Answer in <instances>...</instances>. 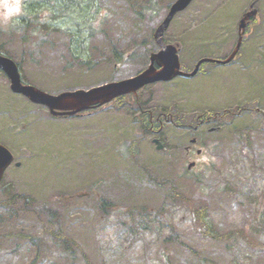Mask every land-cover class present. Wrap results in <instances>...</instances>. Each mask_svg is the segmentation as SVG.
Returning <instances> with one entry per match:
<instances>
[{
    "label": "rangeland",
    "instance_id": "obj_1",
    "mask_svg": "<svg viewBox=\"0 0 264 264\" xmlns=\"http://www.w3.org/2000/svg\"><path fill=\"white\" fill-rule=\"evenodd\" d=\"M174 1L0 0V52L18 62L24 83L53 94L124 79L149 65ZM255 1L194 0L178 12L165 40L182 47L183 69L229 56ZM255 6L233 61L151 84L139 106L129 94L84 116L52 117L0 70V143L21 162L0 185V264H264V118L228 112L189 125L224 109L264 110V0ZM151 114L163 122L159 135L142 125ZM193 137L212 149L189 170Z\"/></svg>",
    "mask_w": 264,
    "mask_h": 264
},
{
    "label": "water",
    "instance_id": "obj_2",
    "mask_svg": "<svg viewBox=\"0 0 264 264\" xmlns=\"http://www.w3.org/2000/svg\"><path fill=\"white\" fill-rule=\"evenodd\" d=\"M191 1L192 0H177L172 5L167 17L156 31L157 41L160 43L163 42V32L169 26L175 13L186 8ZM256 13L257 10L252 9L242 18L240 22V39L238 45L230 58L224 62H229L237 53L246 24L251 17L256 15ZM207 60L209 59H202L193 72H184L181 70L177 47L174 45H163L158 53L152 55L150 66L134 77L108 82L90 89L65 91L58 95L47 93L30 84H24L21 80L19 67L12 58L0 54V68L8 75L11 82V89L13 91L28 96L34 102L47 105L51 109V112L56 115H64L75 114L94 106L103 105L124 94L137 93L140 88L150 83L170 80L177 75H195L200 64ZM155 63L160 67H156ZM13 159L14 156L12 153L4 145L0 144V181L5 169Z\"/></svg>",
    "mask_w": 264,
    "mask_h": 264
},
{
    "label": "trees",
    "instance_id": "obj_3",
    "mask_svg": "<svg viewBox=\"0 0 264 264\" xmlns=\"http://www.w3.org/2000/svg\"><path fill=\"white\" fill-rule=\"evenodd\" d=\"M144 122L145 123H143V126L146 127L147 129H151V128L159 129V127H160V124L158 122L153 124L149 120V118L147 119V121H144ZM105 205L106 204L104 203V206ZM196 213H197V218L198 219L200 218L201 220H203L204 217H206L205 216V206H201L200 209L199 208L196 209ZM52 228L53 229H49V232L54 236L55 242L61 244L63 249L72 250L71 244L74 243V242H72L70 244V242L68 241L70 239L69 237L62 235L58 228H54L53 226H52ZM35 240H36V242L38 241L37 238H35ZM38 243L41 245L40 242H38ZM73 252H75L74 249H73Z\"/></svg>",
    "mask_w": 264,
    "mask_h": 264
},
{
    "label": "flooded vegetation",
    "instance_id": "obj_4",
    "mask_svg": "<svg viewBox=\"0 0 264 264\" xmlns=\"http://www.w3.org/2000/svg\"><path fill=\"white\" fill-rule=\"evenodd\" d=\"M160 49V47L157 45V49L156 51H158ZM237 114V113H235ZM239 114V112H238ZM205 122H209L208 120H204V119H199L197 125L203 124ZM197 143V142H196ZM196 143L193 144H189L187 146H185V155L186 156H192V162H198V157L205 155L206 150L204 147H202L201 145H196Z\"/></svg>",
    "mask_w": 264,
    "mask_h": 264
},
{
    "label": "clouds",
    "instance_id": "obj_5",
    "mask_svg": "<svg viewBox=\"0 0 264 264\" xmlns=\"http://www.w3.org/2000/svg\"><path fill=\"white\" fill-rule=\"evenodd\" d=\"M20 11L19 4H14L9 7V14L17 13Z\"/></svg>",
    "mask_w": 264,
    "mask_h": 264
}]
</instances>
